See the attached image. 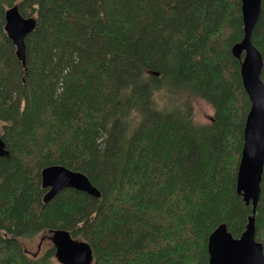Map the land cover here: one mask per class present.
<instances>
[{"label":"trees","instance_id":"16d2710c","mask_svg":"<svg viewBox=\"0 0 264 264\" xmlns=\"http://www.w3.org/2000/svg\"><path fill=\"white\" fill-rule=\"evenodd\" d=\"M240 3L0 0V264H57L53 245L22 243L55 228L89 244L90 264H208L212 229L241 234ZM12 4L36 18L25 67L3 28ZM251 40L264 82V0ZM187 95L212 106L208 123ZM47 164L84 172L100 195L65 187L43 201ZM253 216L264 253V162Z\"/></svg>","mask_w":264,"mask_h":264},{"label":"water","instance_id":"95a60500","mask_svg":"<svg viewBox=\"0 0 264 264\" xmlns=\"http://www.w3.org/2000/svg\"><path fill=\"white\" fill-rule=\"evenodd\" d=\"M242 37L231 46V53L239 59L241 83L250 101L243 126V141L236 171L235 190L245 203H251V214L244 230L233 236L225 222L219 223L207 236L208 264H264L261 242L254 237V210L259 199L264 162V82L261 79L263 59L251 40L253 26L259 16L260 0H240ZM36 24L34 16H24L17 4L4 10V31L15 46L16 57L25 67V36ZM0 137V156L7 155ZM40 184L45 188L43 201L56 192L71 187L99 196V190L88 176L63 164H49L40 171ZM54 257L60 264H90L89 244L73 238L64 228L49 230Z\"/></svg>","mask_w":264,"mask_h":264},{"label":"rangeland","instance_id":"374dc122","mask_svg":"<svg viewBox=\"0 0 264 264\" xmlns=\"http://www.w3.org/2000/svg\"><path fill=\"white\" fill-rule=\"evenodd\" d=\"M187 98L192 106L193 120L199 124L208 123L213 115L212 106L198 96L187 95ZM22 243L25 251L29 254H41L47 247L52 245L50 232L45 230L37 233L31 238H23ZM54 261L57 264L59 263L56 259H54Z\"/></svg>","mask_w":264,"mask_h":264},{"label":"bare ground","instance_id":"6f19581e","mask_svg":"<svg viewBox=\"0 0 264 264\" xmlns=\"http://www.w3.org/2000/svg\"><path fill=\"white\" fill-rule=\"evenodd\" d=\"M48 165V164H47Z\"/></svg>","mask_w":264,"mask_h":264}]
</instances>
